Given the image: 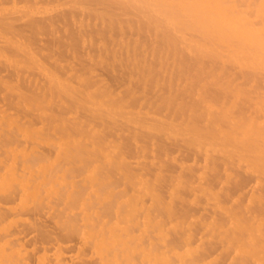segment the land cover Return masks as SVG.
Here are the masks:
<instances>
[{"label": "bare ground", "instance_id": "bare-ground-1", "mask_svg": "<svg viewBox=\"0 0 264 264\" xmlns=\"http://www.w3.org/2000/svg\"><path fill=\"white\" fill-rule=\"evenodd\" d=\"M56 10L57 20H37ZM42 35L52 40L47 56L35 48ZM0 43V65L11 72L9 80L0 77V97L12 109L36 112L43 126L59 124L58 135L81 139H60L58 159L93 166L104 157L106 167L104 175L90 169L82 179L35 171L46 158L35 143L50 138L0 106V163L22 160L21 170L3 164L1 193L20 190L23 209L50 202L42 193L61 195V223L77 233L82 220L78 237L104 264H264V0H0ZM84 46L95 53L82 58ZM66 53L117 71L112 77L124 90L99 85L87 66L66 65ZM31 69L42 79L22 76ZM154 90L155 101L147 98ZM82 111L91 120L79 118ZM123 127L128 134L114 141ZM17 136L25 144L13 147ZM168 142L199 156L200 167L174 169ZM149 153L152 168L141 162L145 172L134 173L128 157ZM115 170L126 174L113 178ZM252 177L253 190L241 197ZM207 206L205 215L194 213ZM3 245L0 264H15Z\"/></svg>", "mask_w": 264, "mask_h": 264}, {"label": "rangeland", "instance_id": "rangeland-1", "mask_svg": "<svg viewBox=\"0 0 264 264\" xmlns=\"http://www.w3.org/2000/svg\"><path fill=\"white\" fill-rule=\"evenodd\" d=\"M58 9H60V8H58ZM60 12L61 11H57V10H56V12L51 11V13H50L51 18L48 14V15H45L44 17L38 15V19L37 18L36 19L39 21H41L40 19H42V21L44 20L43 22L46 21L47 23H49V22H51L50 20H52V21L57 20ZM46 16H47V18H46ZM15 17L16 16L12 17V19L14 18L13 19L14 23L16 22L15 24H17V25L21 24V25H18V26L16 25V26L18 28L21 27V28H19L21 30L23 28L28 30V26H27L28 22H27V24H26V21L25 22L20 21V23H19V20H17V18L15 19ZM39 17H40V19H39ZM46 19H48V20H46ZM60 23H62V22H60ZM59 25H60L59 26L60 28L64 27L62 24H59ZM26 30H23V31H25L24 33L28 34V32ZM27 37H29V34ZM127 38L132 39V38H135V36L131 32H128ZM51 41L52 40H51L50 36L44 35V37H43V35H42L41 38L39 39V41L37 42L38 44L36 45L35 48H38L39 50L43 49L42 52L44 54L42 53V56H44V55L47 56L50 53V50L48 51L49 47H47V46L49 43H51ZM0 46L2 47L3 45L0 43ZM117 48L118 47H116L114 49L117 50ZM61 50L63 51V49H61ZM61 50L60 49L57 50L56 53L59 52L57 54V56L62 53ZM80 52H82L81 56L83 58L85 56V54L86 55L91 54V53L94 54L95 50H92L90 47L88 48L87 46L86 47L84 46L83 49L80 50ZM21 55H23V54H21ZM66 55H68V53H66ZM79 55H80V53H79ZM79 55L78 56L76 55L77 57H73V58L70 57V55H68L70 59L67 56V58H65V61L67 60L66 63H68V64H66V63L65 64L69 65V66L72 64L78 70L84 69L83 66H87L86 68L91 69L88 71L89 76L91 75L94 78V81L99 82V85L111 86L113 88V90H115L117 92H122L124 90L125 82L123 83L122 79L113 78L115 76V74L118 73L117 71L116 72L113 71L110 73L109 71H106V69H104L99 64L91 63L88 60L86 62L87 56L82 60V58L79 57ZM41 59H43V57ZM80 59H81V61H80ZM52 64H54V61ZM22 76L24 78L35 79V80L36 79H38V80L42 79V75H41L40 71L34 70V69L25 70L22 73ZM0 77L4 78L5 80H9V78L11 77V72L8 68H6V66L0 65ZM43 81L44 80H42L40 82H43ZM119 94H122V93H119ZM158 94L159 93L154 90L148 94L147 98L155 101L157 99ZM0 96H2V95H0ZM3 100H4L3 97H0V101H1L0 106L5 107L6 110L8 111L7 113L9 115L14 116V118L16 120H18L24 124L25 123L27 124V122L29 123L30 121H32V123L34 122L32 128L30 129L31 132H33V134H35V135H39L37 133V131H40L43 134H46L47 138H50V142H47L48 144L44 142V145H43V142H40L42 144L41 145L39 143L40 147L34 141L29 142V145L33 144V142H34L35 145L37 146L36 148L40 149V151L39 150L38 151L39 152L42 151L41 153L44 152L43 154L46 155L45 156L46 158L44 160H42V162H40L36 165V167L34 169L35 171H45V172L52 173V174L55 173L59 178L67 175L68 177H76L77 179H82V177L85 178V176H88L87 174H89V173L86 174V172L90 169L92 171V169L95 170V169L99 168L97 170V171H100L99 175H102L103 173H105V171H106V167L104 166L105 160L103 159L104 157H102V155L100 156V157H102V159H99V158L96 159L98 156L93 157V159L95 158L96 161L98 160L97 164H94V163H96V161L90 162V163L94 164L93 166L88 165L89 162L87 159L70 160V161L58 159V157L55 154V152L58 150H55V149L58 148V142L60 141V139H62V141H65V140L72 141L74 139L76 140L77 137H73L71 139V138H69V136H66L67 137L66 138L62 134L58 135L55 132L62 130V128L59 124L56 123L53 126H48V124H45V126H43V124L40 121H37L38 119H37V113L36 112L24 110L20 106L12 109L9 107L8 101H6V100L3 101ZM143 102H145V101H143ZM68 104H70V103H68ZM78 117L84 121L91 120L89 117V113L86 111H82ZM70 118H77V116L74 114ZM34 119H36V121H34ZM124 127H126L128 129V131H130L127 126H124ZM124 127H123V129H124L123 131H119L116 133V135L114 136V139H113L114 141L121 142L126 137L128 132H126L127 130ZM100 128L102 130L104 129V127H99L97 129H100ZM6 137H4V138H6ZM14 138H13V143H12V141L10 142V143H12L13 147H15V146L18 147L19 146L18 142L20 143V145L25 144V142H23V141H25L24 137L20 138L19 136H17V138H15L16 141L14 140ZM8 139H12V138H8ZM1 140H4L3 137ZM77 140L81 141L80 138ZM87 141H89V139H87L86 142ZM178 145H180V146H178ZM181 145L182 144L180 142L179 143L178 142L177 143L168 142L167 146H169L172 149V153H173V157L175 158V161L176 160L178 161V163L176 162V165L177 164L178 165L177 166L175 165L176 167L173 166V168L175 167L174 169H176L178 171L179 170L178 166L181 163H185V164L191 165L195 168H199L201 165L200 157L189 152V150H187L183 145L182 146ZM1 160L4 161V163H5L4 166H6L7 164H9L7 166H10V164L15 163V161H13V160L8 161V160H5L4 158ZM20 161H22V160L21 159L17 160V162L15 163V167L19 170H21V165H22V162H20ZM128 161L131 163L130 164L131 170L134 173H137L139 175L141 174V176H142V172H145V171L140 169V166H141L140 163L143 162L144 164H146L152 168L153 156H152V154L149 153L148 157L143 158V159H141V158L139 159L136 155H134V156H129ZM3 164L0 165V170H3L2 169ZM174 164H175V162H174ZM12 166H14V165H12ZM139 169L142 172H139ZM79 170H80V172H82V174L78 172ZM148 173H149V176L147 178L151 179L153 172H148ZM125 174H126V170H123V171H116L115 170L114 173L112 174V176H113V178L121 180ZM144 174L145 173H143V176H144ZM146 174H147V172H146ZM254 186H255L254 178L253 177L249 178L248 184H247V186L244 187V190L242 189L241 192L238 191L240 193L239 195L241 197L246 196L247 194H249L253 190ZM95 188H96V186H95ZM95 188H93V190ZM87 189H85V190L87 191ZM98 189H99V187H98ZM98 189H97V191H98ZM88 190H90V188ZM93 190L91 189V191H93ZM101 190L99 189V191H98L99 195L96 193L98 196H100L102 193H104V189L102 191ZM16 191L17 192L12 193L13 195L10 194L11 196L8 194V192H7V194L0 192V206L2 207V210H4V211H2L4 213V215H3L4 217L0 219V227H2L1 230H3V231L0 230V233H1L0 234L1 235L0 236V242H2V244H4L3 248L6 247L4 249L5 253L8 254V256H12V258H14V260H16V263L18 260L20 261V263H21V261L24 262L21 264H104L105 263V262L104 263L102 262V261H105L103 258L100 259V257H101L100 254L97 251H95V249H93L94 248V247H92L93 245L91 246V243L89 244L88 241L86 240L88 243V245H87L84 242L85 240L84 239L82 240L83 235H81V234L83 232H80L81 234L79 233L82 237L81 236L78 237L79 236L78 232L82 231L84 229V226H82V228L80 227L82 225V223H81L82 220L80 221L81 225H79V226H78V224H80L79 221L75 222V224L77 223L76 224L77 227H80L82 229V230H80V228L78 229L75 226L76 227L75 231L77 230V233L72 232L71 228L67 229L70 226L68 224L69 222L66 223L68 225L67 227H65L63 225V223H61L62 221L59 219V216H60L59 213H61L65 210V208H62V202H60V200H59V197L61 195H57V196H51L50 195V198L47 199V197H49V195L47 194V197H46L45 196L46 193H42V195H44V194L45 195L42 196L41 198H45L46 200L50 201V202H47L44 199H42V201L44 200L45 202H47V204L50 203V205H47L45 203L49 207H47L43 203L41 208H38L35 205L28 203L29 207L26 206L29 209V211H28L27 208L23 209L22 206H20L21 205V200H20L21 192H20V190H16ZM86 191L82 192L83 195H84V193H86ZM91 191L88 194L86 193L88 195L86 197H89L90 194H91V197L93 196ZM100 191L102 193H100ZM93 192L95 193V191H93ZM105 193H106V191H105ZM3 194L5 196H3ZM165 195H166V192H165ZM237 195H238V193H237ZM101 196H103V195H101ZM80 197H83V196L82 195L79 196V199H77V200H79L78 203L80 202V200H82V198L80 199ZM97 197L94 198L95 201L97 200ZM84 198H85V196H84ZM148 198H147V201H150V200H148ZM91 199H93V198H91ZM104 199H102V201H104ZM99 200L101 201V199H99ZM57 201H59V202H57ZM92 201L95 203L94 200H92ZM81 202H84V201L82 200ZM97 202H99V201L97 200L96 203ZM56 203H60L59 206H57L58 208H60V210L57 207L55 209L51 208V206L53 207L52 204L55 205ZM31 205L34 207H32ZM60 205H61V207H60ZM207 207H206L207 209H205L206 211L205 210L201 211L198 208V209L194 210V213L196 215H205V213H208L207 210H209V206H207ZM33 208H34V210H33ZM48 208H49V210H48ZM43 210H45V211H43ZM5 211L7 213L6 215H5ZM50 211H52V212H50ZM58 211H60V212H58ZM54 212H56V213L58 212L57 216L55 215ZM76 213H78V212H76ZM79 216H77V217H79ZM60 218H62V213H61ZM79 218L81 219V217H79ZM79 218H73L72 217V220L73 221H74V219L78 220ZM58 221H59V223H57ZM73 226H74V223H73ZM74 228H72V229H74ZM6 236H7L8 240H7ZM151 239H153V238H151ZM82 241H83V244H85V246H83ZM154 241H155V239H154ZM154 241L152 243H155ZM163 246H164V244H163ZM82 248H84V249H82ZM16 257H18V259ZM12 258H11V260L14 261ZM22 258H24V260Z\"/></svg>", "mask_w": 264, "mask_h": 264}]
</instances>
